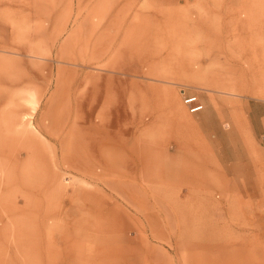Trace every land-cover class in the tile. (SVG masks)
Returning <instances> with one entry per match:
<instances>
[{"label":"rangeland","instance_id":"1","mask_svg":"<svg viewBox=\"0 0 264 264\" xmlns=\"http://www.w3.org/2000/svg\"><path fill=\"white\" fill-rule=\"evenodd\" d=\"M5 62L0 264H264V0H0ZM132 64V103L68 115ZM35 88L57 147L18 135Z\"/></svg>","mask_w":264,"mask_h":264},{"label":"crops","instance_id":"2","mask_svg":"<svg viewBox=\"0 0 264 264\" xmlns=\"http://www.w3.org/2000/svg\"><path fill=\"white\" fill-rule=\"evenodd\" d=\"M10 66L12 65H10L8 62H5L0 66V69L3 68L5 70L4 73H6V76L8 75L7 71L9 69L11 70L13 69V67H10ZM138 67L139 66L137 64L135 65L132 64L128 66V68H130L131 71H127V73H125V75L127 74L128 76L125 79H127L129 82L126 83L127 85L126 87L119 89L121 94L124 95L123 99L122 98L121 99L116 98L114 100L111 99L109 95L112 93H117V92H115L113 89H110L108 87H100L102 83H98V82H92L89 85H86L85 83H81L77 85L76 88H71L70 86L69 88H66L65 92H69V94H71L72 92L75 93L74 99H70V97L68 98L70 102V108H68L70 109V112L68 113V115L75 116V117H82L88 114L86 112L87 110H94L95 111L93 113L94 116H99V117L112 116L113 114L111 113V111L114 109H117L121 103H124V102L128 104L132 103L134 101V95H135L134 92L137 89L136 87H134V85H136L137 83L135 80L136 78H134V76L138 75V72L134 70H137ZM115 68L119 74H121L122 76L124 75L125 71H124L123 63L116 62ZM116 79L118 81H124L123 77H119ZM58 85L60 86L61 84H58ZM33 92L36 97V93H38L39 91L37 88H35V89H32V91H29L28 93H33ZM215 92L226 95V93H223L220 91H215ZM235 92H236L235 90H231L227 94L228 95L235 94L232 96H238V94ZM28 93L26 95H28ZM88 93L92 94L90 98L85 97V95ZM99 95L101 96L100 98L97 97ZM171 95L164 94V96L167 97L166 99H169L172 102V104L176 106V100ZM26 99H28V96L26 97ZM200 104L202 103L200 102ZM52 115H55V114H52ZM36 116H37V119L35 120V128L38 132L36 133V138L37 136H42L47 140H51L54 143V147H57L56 142L58 141V138L56 137L55 130L52 129L51 127L53 125V122H52L53 120L48 116L47 113L40 115V116H38L37 114ZM181 117H182V114H181ZM259 118L261 120L264 119V114H260ZM45 121H47L46 124L44 123ZM18 218H22V221L21 222L17 221ZM15 221L16 223L22 224L25 222V217L24 216L17 217Z\"/></svg>","mask_w":264,"mask_h":264},{"label":"bare ground","instance_id":"3","mask_svg":"<svg viewBox=\"0 0 264 264\" xmlns=\"http://www.w3.org/2000/svg\"><path fill=\"white\" fill-rule=\"evenodd\" d=\"M226 95H228V94L226 93ZM29 99H30V101H28V104L31 106L30 111H32V113L29 116L26 115V116L23 117V119H22L23 123L21 125H19L20 131H19L18 135H19L20 138H23V139H25L27 141L33 142V140L35 138L34 134H36L38 132H37V130L35 128V125L31 122V120H32L33 112H36V106L38 105V103H37L36 97L34 96V93H30L29 94ZM30 144H32V143H30ZM30 144L27 147H28V149L33 150L34 157H35L34 158L35 161L33 162L35 164L33 177L35 179V182L36 181L39 182V181H42V179H43L42 175L45 172V169L42 167V161L40 159L41 158L40 153H41V149H42V144H40V142H38V141H36L34 146H33V144H32V146H30ZM22 148H25L24 143L22 144ZM49 163L52 164L51 160H49ZM49 163H47V164H49ZM46 169H47V166H46ZM16 183H18V182H16ZM31 185H32V183H31ZM50 200H51V197H50ZM53 209H54V205L53 204H49V206H47V214L51 215L53 213Z\"/></svg>","mask_w":264,"mask_h":264},{"label":"built area","instance_id":"4","mask_svg":"<svg viewBox=\"0 0 264 264\" xmlns=\"http://www.w3.org/2000/svg\"><path fill=\"white\" fill-rule=\"evenodd\" d=\"M184 105L191 114H196L203 110V105L200 104L196 96L188 97L184 99Z\"/></svg>","mask_w":264,"mask_h":264}]
</instances>
